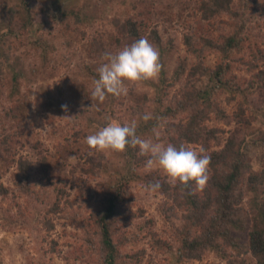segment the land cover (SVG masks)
<instances>
[{
  "label": "rangeland",
  "instance_id": "1",
  "mask_svg": "<svg viewBox=\"0 0 264 264\" xmlns=\"http://www.w3.org/2000/svg\"><path fill=\"white\" fill-rule=\"evenodd\" d=\"M4 1L8 5L17 3L18 8L28 3L33 12H39L45 18L46 24L50 17L56 18L70 7L89 11L87 14L93 23H73L72 29H66L62 23L46 29L39 28V33L42 32L39 34L42 39L39 47L30 46L26 40H22V43L16 42L13 48V55L20 56L25 75L19 78L20 89L15 94H11L9 72H5L0 84V137L4 133H11L12 139L16 140L12 150L15 161L4 158L0 151V264H99L96 254L87 248L84 230L90 228V223L95 224L91 218L92 211L96 209L97 201L106 189L105 185L121 175L128 181L125 189L131 201L127 206L134 217L124 224L126 226L116 229L114 237L120 239L123 234L137 236L136 241L127 239L121 247L123 253H139L140 261L137 264H228V259L238 262V259L243 258L231 250L227 258H220L214 251L206 250L197 259L179 260V242L173 228L179 227L184 211L173 202L172 196L160 191H146V186L138 178H130L128 168L131 166L141 174L158 170L170 184L169 192L173 195V184L163 171L158 167L146 171L144 165L133 164L118 152H98L90 149L86 143L88 135L109 122L116 121L121 125L128 123L132 115L129 105L135 98L143 99L146 96L145 110L152 113L153 99L160 93L157 80L127 85L128 95L116 97L112 107L108 105V99L102 104L91 99L93 81L98 77L90 74V69L97 72L104 62L105 53L101 50L96 52L91 42L96 39L109 43V52L113 54L122 49L119 45H125L123 41H113L119 34L110 24L112 18L147 21L149 26L143 29L142 38H146L155 48L158 46L149 35L153 27L161 39L160 44H165L168 37L173 38L175 47L162 60L164 72L168 76L175 72L180 59H185L188 65L193 63L194 58L188 54L183 42L186 33L196 35L201 32L216 37L229 29L231 19L226 14L204 18L197 8L199 0H0V3ZM235 1L232 0L233 3ZM263 1L254 3L258 14L252 19L255 24L253 31H258L262 37ZM258 47L264 54V44H258ZM45 49L49 53L42 67ZM237 58L236 65L225 74L229 80L226 84L214 87L215 82L206 76H201L198 81L201 86L209 88L206 96L215 99L224 114L231 117L252 74L264 69V60L255 59L247 48ZM249 62L255 63L257 69L249 70ZM216 63L215 55L207 54L208 67L213 69ZM187 71L169 89L168 96L179 93L184 87ZM40 84L44 88L38 91ZM79 89L82 90L80 95ZM51 96L53 99L49 100ZM80 96L83 102L79 101ZM22 101L26 107L25 110L20 109L22 117L18 118L19 122L3 119L4 112L13 103L19 105ZM62 105H67V112L62 109ZM246 114L249 116L248 111ZM256 114L249 126L244 127L246 136L243 151L249 157L251 173L264 171V105ZM64 116L71 118L65 119ZM204 121L209 128L221 131L218 132L220 144L216 146L211 141L209 149L223 147L229 132L237 126L234 119L226 123L214 112H210ZM154 126L153 122L142 120L143 129L138 131V135L154 139ZM159 142L166 145L161 140ZM182 144L196 150L205 147V143L200 140L184 141ZM42 156L46 158L52 183L47 182L41 173ZM20 157L32 161L29 193H25L17 184L19 172L16 161ZM59 179L64 181L63 193L57 191L56 182L63 186ZM197 191L202 192L198 188ZM256 196L257 191L244 184L240 206L249 217H253L254 212L249 210V206ZM164 202L176 210L169 229L160 215ZM52 203L56 204V209L51 208ZM3 216H11L12 220L6 221ZM44 217L46 219H41ZM49 220L54 226L47 232L45 223ZM244 257L249 264H255L256 259L251 254H244Z\"/></svg>",
  "mask_w": 264,
  "mask_h": 264
},
{
  "label": "trees",
  "instance_id": "2",
  "mask_svg": "<svg viewBox=\"0 0 264 264\" xmlns=\"http://www.w3.org/2000/svg\"><path fill=\"white\" fill-rule=\"evenodd\" d=\"M256 2L257 0H236L234 3L232 0H199L197 8L204 18L226 14L231 19L229 29L219 33L216 37H210L209 34H201V32L196 35L186 33L183 42L188 54L194 58L193 63L188 65L185 59H180L181 61L172 75L168 76L162 68L158 79L160 93L153 99L152 113L155 117H163L166 120L165 127L158 129L160 140L166 145L171 143L176 147H179L184 141L196 142L200 140L204 142V149L211 156L210 182H207L202 192L197 191L195 184H191L188 188L176 184L171 187L173 195H170V184L158 170L141 174L131 166L128 168L131 172L130 178H138L144 186L159 182L161 188L158 191L172 196L173 202H176L177 206L184 211L183 216L180 217L179 227L173 228L179 242L177 257L179 260L197 259L206 250L214 251L220 258H227L231 250L236 252L238 257L242 256L243 258L238 259V262L228 259V264H249L244 257V254L247 253L256 259L255 264H264V171L251 173L249 157L243 151L246 136L244 127L249 126L250 121L256 118V112L264 105V69L254 72L244 92L240 90L243 92V97L232 117L224 114V110L215 99L206 96L209 88L201 86L198 82L201 76H206L209 80L214 81V87L217 84L224 85L229 82L225 78V74L236 65L237 55L244 48H247L255 59L264 60L263 51L258 47V44H264V36L262 37L258 31H253L255 24L252 19L258 14L254 7ZM82 8L84 9V7ZM32 10L33 8L28 3H24L20 8L17 7V3L12 5H8L6 1L0 3V84L6 75L5 72H9L11 74V94L19 91V78L25 75L20 56H14L12 52L16 42L22 43V40H26L30 46L39 47L42 44L39 35L42 32L39 33V28L46 29L62 23L66 29H72L73 23H87L88 25L93 23L87 14L89 11L83 12L76 7H70L57 16L58 21L57 17H50L48 24H46L45 18L39 15V12ZM261 10L264 12V4L261 6ZM110 24L119 34L113 38V41L125 43V45H119L121 48L142 38L143 29H147L149 26L147 21L119 17L112 18ZM149 35L152 42L158 46L156 47L162 62L163 57L175 47L173 38L168 37L165 44H160L161 39L155 27L152 28ZM91 44L96 52L101 50L105 53L109 52L111 46L109 43H102L96 39ZM48 53L49 51L46 49L42 53V67L47 60ZM207 54L215 55L217 59L213 69H210L206 64ZM249 64V70L257 69L255 63L249 62ZM187 69L184 87L179 90V93L173 94L171 97L168 96L169 89L180 80ZM90 74L98 77V72H94L92 69H90ZM34 78L32 76V80ZM43 88L40 84L38 91ZM81 93L82 90L79 89L78 95ZM58 98H60V94H58ZM51 99H53L52 96L49 100ZM78 99L80 102L84 101L81 96ZM107 99L110 101L108 105L112 107L117 98L109 95ZM147 100L146 96L143 99L135 98L129 105L132 112L130 119L138 121L137 134L139 130L143 129L141 116L146 112L145 102ZM19 103V105L13 103L4 112L3 119L19 122L18 118L22 117L21 110H25L26 107L25 102ZM210 112H214L226 123L231 122V119L237 123V126L226 137L223 147L219 149L208 148L211 141L216 146L221 142L218 133L221 131L209 128L205 124L204 120ZM149 121L153 122L155 126L159 123L156 119ZM15 143L16 140L12 139L11 133H4L0 137L1 154L4 158H9L10 161H15L12 151ZM120 154L138 166L144 165L147 159L138 155V149L131 147ZM45 161L46 158L42 156L40 170L44 174L45 180L52 183L53 179ZM31 165L32 161L28 158L20 157L16 161L19 172L17 184L25 193L31 191L29 188L32 177ZM59 183L63 186L57 185L56 182L57 191L63 193L64 181L61 179ZM53 184L55 185V183ZM244 184H247L249 189L257 191L256 198L251 201L249 206V210L254 212L253 217H249L240 206ZM127 185L128 181L123 175L111 179L105 185L106 189L102 197L98 199L96 209L92 211L91 218L95 224L90 223V228L84 230L87 248L96 254L95 257L99 264H137L140 261L139 253L126 254L121 249L127 239V241H132V239L136 241V235L123 234L120 239L114 237L115 230L126 226L124 224H128L134 217L127 206L131 201V196L125 189ZM164 203L160 215L165 226L169 229L173 224L171 218L176 216V210L170 206L171 204ZM51 208L56 209V204L52 203ZM2 218L9 222L12 220L11 216ZM53 226V222L49 220L45 223L46 231L49 232Z\"/></svg>",
  "mask_w": 264,
  "mask_h": 264
},
{
  "label": "clouds",
  "instance_id": "3",
  "mask_svg": "<svg viewBox=\"0 0 264 264\" xmlns=\"http://www.w3.org/2000/svg\"><path fill=\"white\" fill-rule=\"evenodd\" d=\"M104 62L98 67V78L93 81L91 99L105 102L109 95L120 97L128 95L127 85H139L148 81H157L163 65L160 53L146 38H140L113 54L106 52ZM67 112V105H62ZM70 119L69 116H64ZM141 119L144 122L156 119L159 123L153 127V138H142L137 134L138 121L132 119L121 125L112 121L101 127L94 134L86 137L90 149L98 152L124 153L128 147L138 149V155L147 157L144 168L150 171L158 167L173 185L181 184L188 188L191 184L203 190L209 181L211 156L206 149L199 150L181 144L179 147L159 142L160 131L166 125L163 117H155L145 112ZM161 188L159 182L146 186V191L155 193Z\"/></svg>",
  "mask_w": 264,
  "mask_h": 264
}]
</instances>
